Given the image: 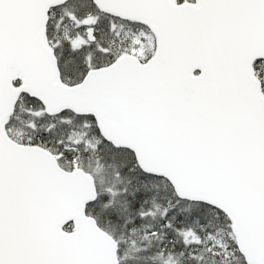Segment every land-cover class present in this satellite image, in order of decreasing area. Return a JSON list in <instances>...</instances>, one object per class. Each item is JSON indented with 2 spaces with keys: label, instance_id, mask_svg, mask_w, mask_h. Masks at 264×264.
<instances>
[{
  "label": "snow or ice",
  "instance_id": "6c2138e0",
  "mask_svg": "<svg viewBox=\"0 0 264 264\" xmlns=\"http://www.w3.org/2000/svg\"><path fill=\"white\" fill-rule=\"evenodd\" d=\"M0 264H264V0H0Z\"/></svg>",
  "mask_w": 264,
  "mask_h": 264
}]
</instances>
